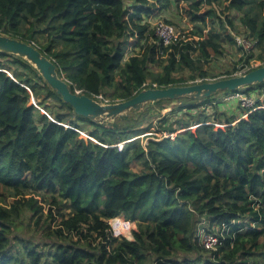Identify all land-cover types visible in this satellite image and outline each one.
Instances as JSON below:
<instances>
[{"label":"trees","instance_id":"16d2710c","mask_svg":"<svg viewBox=\"0 0 264 264\" xmlns=\"http://www.w3.org/2000/svg\"><path fill=\"white\" fill-rule=\"evenodd\" d=\"M173 1L0 0V35L34 45L72 92L109 103L130 100L144 83L217 79L203 67L224 45L238 48L233 35L249 40L263 60L264 0H176L195 29L163 46L144 18ZM224 1L220 16L212 6ZM203 6L210 9L199 15ZM132 38L134 53L124 61ZM210 100L152 104L160 112L175 104L174 118L159 120L164 135L142 144L151 126L135 118L145 109L112 125L76 116L27 61L0 53V264H260L264 108L257 107L264 98L242 119L222 108L212 118L198 112ZM133 163L142 169L132 171ZM45 206L49 233L42 240L19 235L25 219L43 224ZM119 216L135 223L133 240L111 236L108 220ZM203 234L217 237L215 250L204 249Z\"/></svg>","mask_w":264,"mask_h":264},{"label":"rangeland","instance_id":"374dc122","mask_svg":"<svg viewBox=\"0 0 264 264\" xmlns=\"http://www.w3.org/2000/svg\"><path fill=\"white\" fill-rule=\"evenodd\" d=\"M125 2L126 3H134L135 0H125ZM225 6H227V2L224 1L222 6H218L216 4H213L212 8L216 11V13L218 15L220 13V16H223ZM158 7H155L151 16L144 18V20H146L147 23H149L151 30H153V26L155 23H157L159 21H163L166 24H168L174 28V30L176 32L175 34L177 35V38L180 39V38H183L184 36H188L189 33L195 29V25L190 22L188 8L185 4L178 3L175 0L172 2L171 6L167 9H158ZM209 9H210V7L203 6L202 9L200 10L199 15L205 14V12ZM234 18H236V17H234ZM234 20H235V24L240 26L239 21L237 19H234ZM211 22H212L211 20L207 19V21H206V27L207 28L211 27ZM242 30H243V28H242ZM230 33L232 34L233 32L230 31ZM233 36L236 38H238V37L243 38L241 35H233ZM135 43H136L135 38L129 39V46H128L126 53L124 55V61L128 60V58L130 56H132V54L134 53L133 47H134ZM143 50H144V47L142 46V43H141L137 46L135 53L136 52L142 53ZM254 50L255 49L253 48V45H250L249 49L244 50V52L240 51L235 46L224 45L222 56H220V57L213 56L211 61L209 62V64L204 65L203 68H205L207 71H209V73L217 76L218 77L217 79L226 78V76H227L226 73H228V72L233 73V76L238 75V74L242 75L244 73H247V71L249 69H256V68L260 67L264 62V56H263V60H260V61L256 60V57L259 55V52L254 51ZM251 56H253V57H251ZM247 59H249L248 65L245 64V61ZM7 74L10 77H12V75L10 73L7 72ZM183 78L187 79V73H185L183 75ZM207 81H212V80H207ZM196 82H201V81H199V79H197ZM191 84L192 83H190V85ZM262 89H264V86L262 88H259V87L255 88V90H253L251 93H252V95L255 96V94ZM28 92H29V90H28ZM228 95L229 94H227V93H219L215 97L210 98L211 100L208 103H206L203 107H201L199 109L201 111H198V112H202L205 115L212 118L214 111H216L218 113L219 108H222L223 111H226L225 113L235 114L234 116H236L238 119H242V117L247 118L248 113L251 112L252 110H250V111H248L246 109L241 110L238 103L235 100L226 101L225 99H226V96H228ZM95 100H97V102L102 103V104H112V103H109L108 100L105 99L103 96H99ZM39 102L40 101L36 100L34 97H30V99H29V104L38 108L41 113L46 114L50 120L54 121L53 120L54 117L50 113H46L44 111L43 107L39 106ZM49 104L55 105V104H57V102L53 99V100H50ZM153 106L154 105L151 104L148 108H146L145 110L142 111L140 117L138 116L137 118H135L137 120L141 119L142 120L141 122H142L144 127H148L149 125L151 126L147 133H145L144 135L139 137L142 144H145L148 140H151L154 137L159 138L162 135H164L161 132V130H157V122H159V120H161L164 116H167L169 113L170 114L168 117L174 118L173 115H171V110L173 109L174 106H176L175 104L169 106L168 108H166L165 110H163L161 112H160L159 108H157V107L154 108ZM260 108H264V101L262 102V105L260 106ZM195 113H196L195 111L191 112V114H195ZM133 115H135V114L133 112H130V113H128L127 116L132 117ZM66 126L68 127L69 125H66ZM214 126L216 128H221V129L224 128V125H219L217 123H214ZM190 129L194 130L195 126H193ZM80 136L83 137L85 140L90 139V140L94 141L93 139H91L87 135H85L84 133H80ZM165 136H167V135H165ZM130 141H132V140H130ZM124 144L125 143L118 144V149H122ZM131 169H132V171L139 172L142 169V165H140L138 163L137 164L133 163L131 166ZM10 203H11V201L9 202V204ZM44 208H45L44 213H43L44 216L42 219L43 224L40 227H37L34 223V220L30 221L28 219H25L23 225L19 228V233H18L19 235L24 233L25 236H30L31 238L38 237V240H42V238H44L49 233L45 227V225L49 226V224H50V219L46 218L49 212L47 211L48 208L46 206ZM59 222H60V217H57L55 220L52 221L50 228H54L57 224H59ZM133 230H136V226ZM132 240H133V237H132ZM260 264H264V258H262L260 260Z\"/></svg>","mask_w":264,"mask_h":264},{"label":"water","instance_id":"95a60500","mask_svg":"<svg viewBox=\"0 0 264 264\" xmlns=\"http://www.w3.org/2000/svg\"><path fill=\"white\" fill-rule=\"evenodd\" d=\"M0 53L17 56L35 68L47 86L59 96L63 103L68 104L76 116L90 121L112 125L117 119L127 117L133 112L136 117L141 109L161 101L189 99L201 101L215 97L219 93L241 91L248 92L251 88L264 84V65L248 73L234 75L212 81L195 82L186 86L168 88L143 89L127 101L102 104L84 94L72 92L68 82L57 73L54 63L40 52L34 45L0 35ZM183 103L181 105H188Z\"/></svg>","mask_w":264,"mask_h":264},{"label":"built area","instance_id":"2783aa9c","mask_svg":"<svg viewBox=\"0 0 264 264\" xmlns=\"http://www.w3.org/2000/svg\"><path fill=\"white\" fill-rule=\"evenodd\" d=\"M153 28L155 29V34L159 38L160 43L163 46H168L173 43L177 39V35L175 34V30L172 26L166 24L163 21H159L154 24ZM235 42L238 48L244 50L249 49V46L252 45L251 42L247 39L236 38ZM240 75V74H238ZM156 87V85H153ZM143 89H147V84L144 83L142 85ZM79 93V92H77ZM264 98V89L258 91L255 96L252 93L247 94L241 91L231 92L228 96H226V101L235 100L241 110H255L256 103L262 101ZM67 127V126H66ZM69 127V126H68ZM121 150V149H120ZM109 232L114 238H125L127 240H132V231L135 228V223L127 220L123 216L115 217L108 220ZM219 242L216 236L213 234H203L202 235V245L205 250H215L218 246Z\"/></svg>","mask_w":264,"mask_h":264},{"label":"crops","instance_id":"0c3cea01","mask_svg":"<svg viewBox=\"0 0 264 264\" xmlns=\"http://www.w3.org/2000/svg\"><path fill=\"white\" fill-rule=\"evenodd\" d=\"M243 118V117H242Z\"/></svg>","mask_w":264,"mask_h":264}]
</instances>
